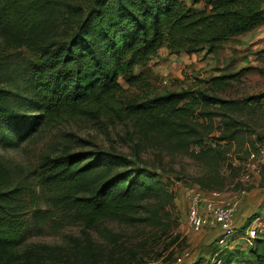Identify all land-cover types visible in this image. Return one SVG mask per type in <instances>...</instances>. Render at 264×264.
Returning a JSON list of instances; mask_svg holds the SVG:
<instances>
[{
    "label": "trees",
    "instance_id": "trees-1",
    "mask_svg": "<svg viewBox=\"0 0 264 264\" xmlns=\"http://www.w3.org/2000/svg\"><path fill=\"white\" fill-rule=\"evenodd\" d=\"M262 26L264 0H0V264H96L99 255L86 231L101 222L164 228L174 195L127 157L68 149L46 155L33 172V186L28 177L16 176L1 151L19 147L44 127L104 118L132 121L143 139H162L178 151L194 145L203 159L223 158L217 147L243 131L236 115L264 98L231 101L207 90L137 98L127 95L121 79L138 83L135 68L162 49L212 55ZM25 50L34 60H25ZM237 80L238 74L213 77L211 89L222 93ZM215 131V147L208 146L204 136ZM38 188L53 208L83 224L85 237L75 254L29 242ZM256 215L239 235L247 234ZM219 240L210 246L207 264L216 255L221 264H264V232L257 231L246 252L221 248ZM207 258L200 254L193 264Z\"/></svg>",
    "mask_w": 264,
    "mask_h": 264
},
{
    "label": "rangeland",
    "instance_id": "rangeland-1",
    "mask_svg": "<svg viewBox=\"0 0 264 264\" xmlns=\"http://www.w3.org/2000/svg\"><path fill=\"white\" fill-rule=\"evenodd\" d=\"M25 60H34L25 50ZM140 76L134 85L121 79L127 95L150 98L166 92L207 90L210 94L231 101H244L252 97L264 98V26L222 45L215 54L206 51L188 55L159 51L146 66L133 72ZM223 74H238V80L222 93L213 92L211 79ZM242 124V133L232 143H221L223 158H201L200 148L191 146L182 152L159 138L143 139L133 122L111 123L106 119H75L54 128L44 127L17 148L2 150L19 178L28 177L32 185L38 182L33 172L46 155L55 157L64 150L71 152L99 151L127 157L137 167L148 168L174 195V201L164 211V228L147 224L135 226L106 220L90 231L96 246V264H193L200 254L209 261L211 250L223 232L220 228L191 230L187 224L189 203L186 190L195 188L217 206L237 202L234 233L221 248L248 250L246 235L237 232L248 225L260 234L264 232V101L253 102L236 115ZM218 126L215 125V127ZM208 130L205 131V133ZM205 135L208 146L215 147L213 137ZM254 154V157H252ZM216 155V154H215ZM217 160V161H215ZM199 182H202L199 184ZM37 205L30 209L33 220L30 243L58 246L66 254L79 251L85 228L82 223L67 217L51 206V199L36 190ZM155 205L157 202L147 201ZM46 217L39 222L36 216ZM236 221H239L236 227ZM35 222H38L36 224ZM37 225V226H36ZM234 248V249H235ZM244 252V253H245ZM210 264L213 263V259ZM233 264H238L236 261Z\"/></svg>",
    "mask_w": 264,
    "mask_h": 264
},
{
    "label": "built area",
    "instance_id": "built-area-1",
    "mask_svg": "<svg viewBox=\"0 0 264 264\" xmlns=\"http://www.w3.org/2000/svg\"><path fill=\"white\" fill-rule=\"evenodd\" d=\"M252 157H254V154H252ZM186 199L189 203L187 214L188 227L195 231L218 227L223 232L219 245H226L228 237L234 233L233 223L238 210V203L233 201L223 206H217L212 201L206 199L195 188H188L186 190ZM256 235L257 231L255 229H249L246 234L247 240L254 239ZM213 263L221 264L218 255L215 256ZM146 264H158V262L151 260L146 262Z\"/></svg>",
    "mask_w": 264,
    "mask_h": 264
},
{
    "label": "crops",
    "instance_id": "crops-1",
    "mask_svg": "<svg viewBox=\"0 0 264 264\" xmlns=\"http://www.w3.org/2000/svg\"><path fill=\"white\" fill-rule=\"evenodd\" d=\"M237 224H239V221H236V227L238 226ZM204 255V254H203Z\"/></svg>",
    "mask_w": 264,
    "mask_h": 264
}]
</instances>
